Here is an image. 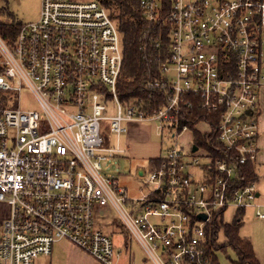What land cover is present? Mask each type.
I'll return each mask as SVG.
<instances>
[{
    "label": "built area",
    "instance_id": "obj_1",
    "mask_svg": "<svg viewBox=\"0 0 264 264\" xmlns=\"http://www.w3.org/2000/svg\"><path fill=\"white\" fill-rule=\"evenodd\" d=\"M139 10L167 35L161 79L144 83L150 96L164 95L158 109L120 101L122 34L98 1L41 0L36 22L21 25L13 40L0 34V202L11 207L0 264H35L61 241L117 264L120 252L98 220L110 209L153 264H211L207 227L228 208H256L264 220L256 183L235 187L241 167L260 154L264 0H139ZM24 90L39 111L17 107ZM112 100L117 113L109 116ZM194 100L216 124L185 123ZM104 121L114 147L105 146ZM147 122L174 145L158 167L138 168L132 195L102 174V162L124 155L122 136ZM195 131L215 134L227 157L214 159L196 141L180 146Z\"/></svg>",
    "mask_w": 264,
    "mask_h": 264
},
{
    "label": "rangeland",
    "instance_id": "obj_2",
    "mask_svg": "<svg viewBox=\"0 0 264 264\" xmlns=\"http://www.w3.org/2000/svg\"><path fill=\"white\" fill-rule=\"evenodd\" d=\"M80 2L98 1L99 0H77ZM0 7L6 8L12 14L15 21L20 27L29 23L36 22L39 19L41 0H0ZM5 18V17H3ZM4 19H0L3 21ZM5 20L8 21L7 18ZM4 20V21H5ZM118 26V25H117ZM119 27V26H118ZM120 101L124 104L122 98ZM260 112L256 114L260 123L261 147L256 171L258 181L256 190L260 194L257 200L258 204L264 207V90L260 92ZM17 107L26 110H40L37 100L28 90H24L21 95L16 96ZM116 103L112 100L109 102L108 115L117 113ZM102 125V135L106 147H114L117 144L116 135L110 131L109 122L104 121ZM133 125V124H132ZM131 130L128 138L131 146L127 147L125 155H119L114 158H107L102 162V174L108 178H116L123 186L127 187L130 194H136L137 182L135 175L138 167L147 168V161L150 156L165 155L166 150L174 145V141L169 138V134L160 133L157 122H147ZM131 126V125H130ZM130 129V127H129ZM200 131H208V126L200 125ZM259 138V140H260ZM192 135L190 132L185 133L179 140L180 146L185 150L192 145ZM126 139L123 135L120 139V146L125 147ZM188 145V146H187ZM187 146V147H185ZM130 150V151H129ZM150 150L153 154L141 158L139 154L147 153ZM256 208H247L240 210L235 207L228 208L224 213V223L232 225L237 219L241 221L240 235L252 242L255 255L260 264H264V220L257 218ZM264 214V208L260 210ZM11 213V207L7 203L0 202V236L3 231V225ZM10 217V216H9ZM102 230L110 235L113 239L116 252H120V258L117 264H153L148 261V256L142 246L138 244L132 234L126 229L121 218L115 210H108L105 216L98 218ZM227 237L225 230L222 229L219 234V246H225L226 249L216 252L218 264H235L238 256L235 251L227 246ZM35 264H100L67 241L57 243L53 248V254L50 257H40Z\"/></svg>",
    "mask_w": 264,
    "mask_h": 264
},
{
    "label": "trees",
    "instance_id": "obj_3",
    "mask_svg": "<svg viewBox=\"0 0 264 264\" xmlns=\"http://www.w3.org/2000/svg\"><path fill=\"white\" fill-rule=\"evenodd\" d=\"M116 21L122 34L124 65L120 83L118 86L120 98L124 102L133 99H142L143 102L158 109L166 103L164 95L158 92V97L150 96L149 90L144 86L145 82L161 79V65L166 58L167 35L163 26L148 24L139 10V0H99ZM8 19L5 20V18ZM0 34L6 41L13 40L19 25L6 8L0 7ZM160 44V47H157ZM192 113L186 118L185 123L192 129L203 119L216 122V116L202 109L197 100H194ZM216 124V123H214ZM196 143L212 152L214 159L227 157L224 148L216 140L215 134L206 136L195 131ZM161 158L150 161L156 168L160 165ZM154 164V165H153ZM258 175L255 164L249 163L241 167L235 187L256 183ZM241 221L237 219L232 225L224 223L221 215H216L207 227L206 257L211 264H218L216 252L225 250V246H219L218 239L222 229L225 230L227 246L231 247L238 256L235 264H260L254 252L252 242L240 235Z\"/></svg>",
    "mask_w": 264,
    "mask_h": 264
},
{
    "label": "crops",
    "instance_id": "obj_4",
    "mask_svg": "<svg viewBox=\"0 0 264 264\" xmlns=\"http://www.w3.org/2000/svg\"><path fill=\"white\" fill-rule=\"evenodd\" d=\"M136 127H141L140 125H135V124H133V125H131L130 126V129H129V132L127 133V134H125L124 136H125V139H126V144H125V147H124V149H125V154H126V150L128 149L127 147L129 146V148H130V146H131V143H130V139L128 138V135L130 134V132H131V130L132 129H134V128H136ZM192 135V134H191ZM192 144L193 143H195V137L192 135ZM259 145H261V138H260V140H259ZM188 146V145H187ZM187 146H185V147H187ZM261 147V146H260ZM130 151V150H129ZM124 154V155H125ZM153 153L150 151V150H147V153H145V154H139V157H141V158H146V157H148V156H150V155H152ZM260 154H262V151L260 152ZM259 154V155H260ZM163 157V155H161V153L159 154V155H155V156H150L149 157V160L147 161L148 163H147V165H148V167L147 168H143V169H148V170H152V169H154V167L150 164V161H152V160H158V159H160V158H162ZM259 157V156H258ZM154 165V164H153ZM255 167H256V164H255ZM138 168H142V167H138ZM257 172V171H256ZM258 175V174H257ZM257 196H258V199L260 198V194L257 192ZM10 216V215H9ZM9 216H8V218H9ZM7 220V219H6ZM89 256V255H88Z\"/></svg>",
    "mask_w": 264,
    "mask_h": 264
},
{
    "label": "water",
    "instance_id": "obj_5",
    "mask_svg": "<svg viewBox=\"0 0 264 264\" xmlns=\"http://www.w3.org/2000/svg\"><path fill=\"white\" fill-rule=\"evenodd\" d=\"M196 150H197V148L195 147V148H194V151H196ZM201 219H202V220H206V219H207V217H206V216H204V215H202V216H201Z\"/></svg>",
    "mask_w": 264,
    "mask_h": 264
}]
</instances>
